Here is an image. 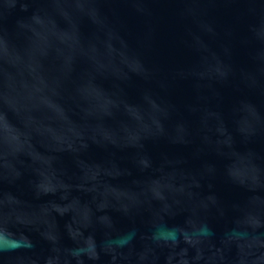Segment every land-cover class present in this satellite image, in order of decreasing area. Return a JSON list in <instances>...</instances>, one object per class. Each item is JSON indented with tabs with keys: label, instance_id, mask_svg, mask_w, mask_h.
Segmentation results:
<instances>
[{
	"label": "water",
	"instance_id": "1",
	"mask_svg": "<svg viewBox=\"0 0 264 264\" xmlns=\"http://www.w3.org/2000/svg\"><path fill=\"white\" fill-rule=\"evenodd\" d=\"M0 264H264V0H0Z\"/></svg>",
	"mask_w": 264,
	"mask_h": 264
}]
</instances>
